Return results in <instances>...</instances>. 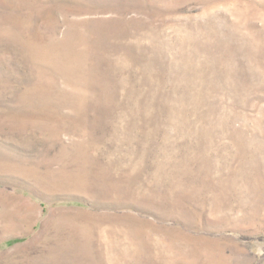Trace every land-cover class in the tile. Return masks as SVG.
<instances>
[{
  "label": "rangeland",
  "instance_id": "1",
  "mask_svg": "<svg viewBox=\"0 0 264 264\" xmlns=\"http://www.w3.org/2000/svg\"><path fill=\"white\" fill-rule=\"evenodd\" d=\"M0 264H264V0H0Z\"/></svg>",
  "mask_w": 264,
  "mask_h": 264
}]
</instances>
